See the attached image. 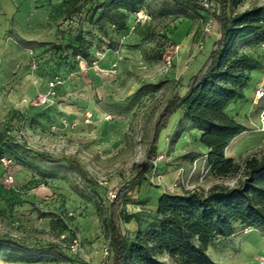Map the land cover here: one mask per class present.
<instances>
[{"label":"rangeland","instance_id":"rangeland-1","mask_svg":"<svg viewBox=\"0 0 264 264\" xmlns=\"http://www.w3.org/2000/svg\"><path fill=\"white\" fill-rule=\"evenodd\" d=\"M137 1L138 13L122 10V31L107 20L97 23L91 2L83 0H36L21 6L10 21H0V133L1 147L8 149L0 156V238L27 247L54 244L61 253L0 246V264H108V194L145 163L160 112L171 97L185 91L183 75L176 65L168 69L165 58L173 56L187 19L193 22L188 64L208 58L220 36L215 22L204 31L203 11L194 14L172 0ZM195 1L216 5L213 0ZM260 6L264 0H237L234 10ZM78 35L87 59L66 49L76 45ZM237 51L262 64L252 80L264 76V34L241 40ZM50 81L60 82L58 96L41 105L29 88L46 90ZM174 121L161 133L155 169L162 175L183 169L184 176L166 192L235 185V180L221 181L211 174L199 128L183 121L175 130ZM246 149L241 146L245 156L236 161L249 156ZM42 152L77 160L87 176L65 160L41 159ZM6 174L13 177L12 184L6 183ZM161 194L151 173L133 190L126 210L154 213ZM151 227L150 219L139 217L124 231L131 239ZM226 241L216 242L210 252L221 264L235 258Z\"/></svg>","mask_w":264,"mask_h":264},{"label":"trees","instance_id":"trees-1","mask_svg":"<svg viewBox=\"0 0 264 264\" xmlns=\"http://www.w3.org/2000/svg\"><path fill=\"white\" fill-rule=\"evenodd\" d=\"M179 8L199 14L205 12L219 26V38L200 70L190 78L183 94L176 93L160 112L154 126L145 163L117 189L109 199L104 218L106 236L111 251L109 264H221L208 254L210 247L233 237L241 230L255 228L264 233V149L236 161L226 156L230 143L245 132L246 127L231 116V104L245 98V89L252 73L262 64L252 56L237 51V44L246 38L264 34V6L246 11L234 10L237 0H213L215 10L206 9L195 0H172ZM91 2L92 18L97 23L110 21L120 31L125 28V10L139 12L137 0H83ZM92 20V19H91ZM76 45L66 48L73 55L89 58L82 36ZM58 50L61 45L54 46ZM175 117L172 129L183 121L197 126L201 132L199 143L208 150L207 163L211 174L219 180H235V185L215 184L208 190L164 192L154 213H129L126 206L133 190L147 180L155 169L159 140ZM3 135L0 133V156ZM39 157L48 162L67 161L82 176L85 169L75 159L54 158L44 152ZM109 198V197H108ZM150 219L148 232L138 231L128 238L124 226ZM0 246L23 251L60 253L54 244L27 247L11 238H0ZM168 257V260L166 259Z\"/></svg>","mask_w":264,"mask_h":264},{"label":"crops","instance_id":"crops-1","mask_svg":"<svg viewBox=\"0 0 264 264\" xmlns=\"http://www.w3.org/2000/svg\"><path fill=\"white\" fill-rule=\"evenodd\" d=\"M35 4L36 0H0V21H10L16 12L20 10L21 6L26 7V5ZM192 24L193 22L187 19L183 24L184 29L181 32V35H179L178 40H176L179 46V54L174 60V65L178 67L179 74L183 75L185 90L190 78L200 70L207 59L205 56L202 59H196L188 64L189 55L193 51L192 37L191 34L188 33ZM257 78L258 77H255L254 80H252V83H250L245 89V98L231 104L228 108L230 115L235 117V119L247 129L236 137L226 149V156L228 158H243L245 155L240 153L242 145L247 147L245 151L248 155L257 152L260 150L259 148L264 146L262 143V135L258 132V127L260 126L259 114L264 109V100L259 106H254L252 104V96L255 88L259 84L264 85V76H259V78ZM35 87L36 86L34 85L29 88V91L32 94L36 93V95H38L45 91L44 89H35ZM237 153H240L238 154L240 155L238 156L239 158H236ZM163 179L164 184L163 186H160L162 194L169 190L174 182H176V174L163 175ZM226 242L230 245L228 252L230 253L232 251L235 255V258H231L232 260L228 262L229 264H258L260 259H264V233L255 228L241 230L233 237L227 239ZM213 247L209 248L208 254L214 261L221 262L217 258L214 259L212 257L210 252H215ZM215 255L218 256L216 253Z\"/></svg>","mask_w":264,"mask_h":264},{"label":"built area","instance_id":"built-area-1","mask_svg":"<svg viewBox=\"0 0 264 264\" xmlns=\"http://www.w3.org/2000/svg\"><path fill=\"white\" fill-rule=\"evenodd\" d=\"M202 5L208 10H212V11L215 10V5L213 2H206V3H203ZM212 22H213L212 19L206 14V24H205L204 31H206V32L210 31ZM178 53H179V46L176 47L175 51L173 52V56L168 55L165 58V64H166L168 69L173 67L174 60L178 57ZM58 84H60L59 81H50L49 85L47 86V89L37 95V100H38L39 104L48 105L51 102H53L54 100H56V98L58 96V94H57ZM263 100H264V85L259 84V85H257V87L254 90V93L252 96V104L254 106H259V104ZM259 122H260V126L258 127V132L261 133L262 143L264 144V109L259 114ZM1 160L3 163L7 164L6 159H1ZM152 176H153V181L156 184L163 186L164 179H163V175L161 173H158L156 171V169H154L152 172ZM183 176H184V170L180 169L177 172L176 180L178 181V180L182 179ZM5 177H6V183H8V184L13 183V177L11 175L6 174ZM173 189L174 188H171L169 190H173ZM195 189H198V188L186 189V190H195ZM115 195H116V191H110L108 194V197L110 200H113L115 198ZM106 256L109 258V261H108V264H109L110 263V256H111V251H110L109 247H107ZM258 264H264V259H260L258 261Z\"/></svg>","mask_w":264,"mask_h":264}]
</instances>
